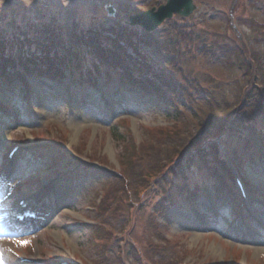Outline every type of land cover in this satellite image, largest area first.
<instances>
[{
    "label": "rangeland",
    "instance_id": "rangeland-1",
    "mask_svg": "<svg viewBox=\"0 0 264 264\" xmlns=\"http://www.w3.org/2000/svg\"><path fill=\"white\" fill-rule=\"evenodd\" d=\"M165 1L0 0V30L113 27L106 8L127 23ZM194 5L140 49L178 98L122 100L104 66L95 91L76 63L64 81L37 77L43 96L29 80L25 103L0 90V264H264V0ZM19 199L44 206L40 223L14 224Z\"/></svg>",
    "mask_w": 264,
    "mask_h": 264
},
{
    "label": "trees",
    "instance_id": "trees-1",
    "mask_svg": "<svg viewBox=\"0 0 264 264\" xmlns=\"http://www.w3.org/2000/svg\"><path fill=\"white\" fill-rule=\"evenodd\" d=\"M107 18L116 25L84 26L75 22L67 31H56L49 23L30 21L22 29L24 31H20L18 24L10 23L0 30V89L7 94L10 90L19 102L24 103L26 90L22 86L27 78L46 90L37 77L51 83L64 81L69 65L76 63L78 68L82 67L87 83L95 91L97 73H101L104 66L120 73L118 90L123 94L122 100H126L129 93H134L141 103H165L170 98H178L179 89L174 81L159 69L156 61L140 50L142 45L154 41L153 34ZM15 81L22 85L21 89L13 84ZM257 98L260 102L261 95ZM203 144L205 150L211 146L205 140L195 145L192 152H201ZM203 155L201 153L197 159H203ZM217 163L223 164L221 160ZM195 195L192 192L190 197Z\"/></svg>",
    "mask_w": 264,
    "mask_h": 264
},
{
    "label": "water",
    "instance_id": "water-1",
    "mask_svg": "<svg viewBox=\"0 0 264 264\" xmlns=\"http://www.w3.org/2000/svg\"><path fill=\"white\" fill-rule=\"evenodd\" d=\"M194 0H166L164 5L157 9L153 8L141 14L129 17V25L140 27L146 32L157 29L164 21L169 20L173 15L188 18L196 9ZM109 15L112 13L108 9Z\"/></svg>",
    "mask_w": 264,
    "mask_h": 264
},
{
    "label": "bare ground",
    "instance_id": "bare-ground-1",
    "mask_svg": "<svg viewBox=\"0 0 264 264\" xmlns=\"http://www.w3.org/2000/svg\"><path fill=\"white\" fill-rule=\"evenodd\" d=\"M75 126V128H76V125H74ZM78 132H76L75 134H77ZM257 252H260V250H256Z\"/></svg>",
    "mask_w": 264,
    "mask_h": 264
}]
</instances>
